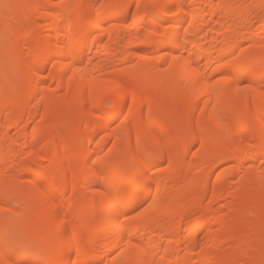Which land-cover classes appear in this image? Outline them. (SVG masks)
Instances as JSON below:
<instances>
[{"label": "bare ground", "instance_id": "obj_1", "mask_svg": "<svg viewBox=\"0 0 264 264\" xmlns=\"http://www.w3.org/2000/svg\"><path fill=\"white\" fill-rule=\"evenodd\" d=\"M176 2L65 0L54 7L51 0H34L17 7L20 28H8L5 37L17 41L12 58L17 67L10 74L16 69L23 81L9 82L1 91L0 203H13L4 188L5 173L12 171L28 180L29 206L15 218L0 214V264H7L14 253V239L49 232L59 241L48 259L65 262L78 253L74 260L99 264H245L243 258L250 257L260 259L253 264H264V97L260 96L264 0H181L180 15L166 14V8L175 11ZM2 17L8 20L10 14L5 11ZM25 34L34 41L29 49L20 42ZM116 65L121 68L110 71ZM136 85L144 88L148 100L139 95ZM17 94L18 99L11 101ZM108 99L114 106L105 121L101 109ZM144 104L161 108H149L144 126L139 127ZM29 107L33 112L27 116ZM255 109L259 112L250 124ZM167 110L172 112L165 123L154 115ZM60 119H67V128L78 131V136L70 148L61 144L49 157L45 150L50 151L68 130L57 126ZM97 119L104 123H95ZM118 120L122 121L115 126ZM201 121L209 122L218 136H204L200 145L209 147L199 150L195 162H188L194 136L204 132ZM179 124L187 128L179 131L178 142L166 139L165 134ZM131 131L135 147L128 151L125 142ZM105 133L106 137H99ZM253 134L252 144H238ZM109 138L122 146L107 149ZM43 139L44 146L39 144ZM144 141L158 148L152 151L154 159L174 165L160 173L156 162L148 176L131 175V164L147 150L141 146ZM165 146L170 149L164 150ZM68 149L74 153L69 159L74 160L66 165ZM23 154L30 158L28 163ZM8 162L10 168L3 169ZM227 164L231 165L211 181L214 170ZM194 168L201 169L200 182L189 186L179 178ZM233 178L238 179L240 198L225 216H213L212 208L199 213L195 206L200 200L181 198V192L188 190L201 197L210 189H224L230 195ZM41 180L46 184L40 186ZM118 194H126L131 202L117 209L113 197L119 201ZM246 202L254 208L243 212ZM186 215L191 216L188 222ZM214 222L218 230L209 227ZM8 226L18 231L5 234ZM260 228L255 243L236 237L241 229ZM199 231L205 232L201 245L195 237ZM2 238L9 241L2 245ZM234 241L237 244L222 258L211 257L213 247ZM198 251L200 259L191 260ZM35 255L45 259L39 252Z\"/></svg>", "mask_w": 264, "mask_h": 264}, {"label": "rangeland", "instance_id": "obj_2", "mask_svg": "<svg viewBox=\"0 0 264 264\" xmlns=\"http://www.w3.org/2000/svg\"><path fill=\"white\" fill-rule=\"evenodd\" d=\"M33 1L34 0H0V97H1V91H2L3 87L6 84H9V82L12 83L15 80H20L19 82L23 81V77H22L23 75H20V73L16 72V69H15L14 73L10 74V70L14 69L12 67H15V68L17 67V65L15 66V64H17V63L12 59L13 58V54H14V48H15V45H16L17 41L15 42V39L11 40L9 38H6L5 36H6L8 28L13 27L15 29V28H17L18 25L20 26V24H18L19 22H18L17 18L15 17V13H16L17 7L19 5H30ZM64 1L65 0H51L52 5H54V7H56V6L58 7L59 5L63 4ZM5 11L10 14V18L8 20H4L3 17H2ZM30 16H32V15H30ZM38 16L40 17V15H38ZM29 19H30V17H29ZM38 21L42 22V20L40 18L38 19ZM20 39H21V41L20 40L19 41L21 42V44L22 45L23 44L26 45L27 49L32 47L33 44H34L33 40L32 41H30V40L28 41V39L26 38V34L24 36H22V38H20ZM247 46L248 45H244L243 47L246 48ZM144 55L148 56L150 54H149V52H144ZM119 68H121V65H116L114 68H111L110 71L115 70V69H119ZM226 71H224V73ZM48 73L49 72L47 71L46 74H48ZM222 73H223V71H222ZM219 76H221V75H219ZM137 85H136V90L139 93V95L144 98V101L148 100L149 97H148L147 93L145 92L144 88L142 86H137ZM58 94L60 96H62L64 93L60 92ZM18 97H19V94L15 95L11 99V101H13V100L16 101L18 99ZM7 100H10V99H7ZM34 104H35V102L32 101L31 106L34 105ZM128 105H129V102H128ZM113 106H114V104H112L110 106H103V108L101 109L102 110L101 112H108L110 109H112ZM149 108L156 110V109L161 108V107H160V105L150 106V105L144 104V106L139 109L140 110V117L138 119V121H139L138 126L139 127L144 126L145 120H146L147 115H148ZM32 109L33 108H31V107L28 108V111L26 113L27 116H28V114L30 116V113L33 112V111H31ZM127 109H128V106L126 107V110ZM50 111L51 110L48 109V114H49ZM75 112H76V110H75ZM75 112L71 116L72 117L71 119L75 120V118H76L75 117L76 116ZM171 112H172V110H167V112H165V113H160V112L156 111L154 115H155V117L157 119H159V120L163 121V123H165L166 121H168L170 119ZM258 112H259V109H255L254 110L253 116H252L253 118L250 119V122L248 120V123L252 124V122L254 121L255 116L258 115ZM66 121H67V119H60V120H58L56 122L57 126H62V127L64 126L68 130L66 131L65 134L62 135V137L58 138L59 140L57 139V141H55L56 143L53 145L54 147H52V149H49L50 151H47L48 149L45 150V153L48 152V154H45V155H48L49 157H51L52 154H53V150H55L61 144H67L68 148H70L71 142L78 136L77 135L78 131H76V130L74 131L73 129H72L73 131H71V128H67V125H66L67 122ZM121 121L122 120H118L116 122L115 126H118L121 123ZM196 123H197V116H195L193 121L191 122L192 128L195 127ZM201 123H202L203 129H204V132H203V134H196L194 136V140H195L196 144L193 146V148H191V151H190L189 155L187 156V161L188 162H193V161L195 162V159H196L195 155L199 152V150L201 148H203V147H205V148L209 147V145H203V146L200 145V141L202 140V138L204 136H206V135L207 136L210 135L212 137L218 136V132L212 128V126H211V124L209 122L201 121ZM31 126H33V122H31ZM184 126L186 127V125L179 124L174 131L166 133L165 134L166 135V139L171 140V141H173L175 143L178 142L179 133H180L179 131ZM132 131H131V133L129 135L128 140L125 142V148L128 151H130L131 149H133L135 147V138L133 136H131L132 135ZM14 132H16V131H14ZM253 135L254 136H251L248 140H245L244 142L242 141L244 144L242 142L238 143V144H240V145H245V144H248V143L252 144L253 140L256 137V134H253ZM89 136H90V133L88 132V133H86L85 138L89 137ZM106 136L107 135L105 133V134H101L99 137L100 138H104ZM109 139L110 140H108V141L110 143L108 142L107 149H111V147L114 149V147H115L116 148L115 150H117L118 147L122 146L120 143H118V144H117V142L115 143L113 138H109ZM44 142H45V140L43 139L41 142H39V144L44 146L45 145ZM240 145L232 144V147H236V146H240ZM141 146L144 147V148L147 147V150H146L145 153H152V151H155V150L158 149V148H155V147H151V148L148 147V144H147L146 141L142 142ZM163 149L164 150H168V149H170V147L169 146L168 147L165 146V147H163ZM68 150L65 152V155L68 156V157L64 158L65 160H63L65 162V164L67 163L68 160H70V161L74 160V158L73 159L72 158L69 159L70 150L69 151ZM24 153H26V152H24ZM72 153H73V151L71 152V154ZM71 154H70V157H71ZM23 155L24 156L21 157L22 160H26L27 162L25 161V163H28V160L30 161V158L26 157L25 154H23ZM21 158H18V159L20 160ZM125 158L127 159L128 157H125ZM156 162H157V167H158L157 170L160 171V173H162V170L165 167H167V165H171V164L174 165V163H172V162H170L168 160L162 159V158H160V159L157 158V160L154 159L153 163H156ZM8 163L5 164L4 166H2V168L3 169L10 168V163L9 164ZM228 165H231V164L223 165L224 167L220 166V167L216 168L214 170V172L212 173V175H211V181H213L215 179L216 175L220 172V170H222L223 168H225ZM11 168H12V166H11ZM200 172H201L200 168H197V169L194 168V169H192V171L190 173H187L185 176H182L179 179L180 180H184L185 179L188 182L189 186H194V185H196V184H198L200 182V179L198 178V176L200 175ZM5 178H6V181H5L6 183L4 185L5 186L4 188L6 190L5 193H6L7 197H8L7 194H9V196H10L9 199L12 200L13 203H11V204H6L4 202L0 203V214L4 218H7V219L15 218L18 215V213H20V211H22V209L24 207H28L29 206V198H28V196H29L28 195L29 183H28V180H26V178H22V177H20L19 175L15 174L12 171H10V172L8 171L7 173H5ZM46 182H47L46 180H41L40 181V186L45 185ZM176 183H177V181L174 182V184H176ZM229 183L230 184L228 185V187H229L228 189H229L230 195L226 194L224 189L223 190L220 189V190L214 191V192L210 189V190H208V192L203 197H201L200 194H198L196 192H193V191L190 192V190H188V191H182L181 192L182 193L181 194V198L184 201H191L193 199L200 200V204L195 206V208L200 209L199 213H201L206 208H212L213 216L222 217V216H225V214L227 212V209L230 206H234L235 204H237L239 202V198H240L239 191H238V186H239L238 179H234L233 178V179L230 180ZM212 195H215V196L223 195L224 198L221 199V200H216L215 199L216 197L214 198V197H212ZM253 208L254 207H253V205L251 203L246 202L242 206V211L243 212H247L249 210H252ZM6 209H10V211H8ZM30 217L31 216H29V215L27 216V220H25L26 223L29 221ZM190 217H191L190 215H186L185 216L186 222L189 221ZM10 226H8L9 229H8V227L6 228L5 234H9V233H11L13 231L14 232L18 231L17 227H15L14 228L15 230H14L13 228H11L12 226L11 227ZM209 227L212 230H218L219 229V224L214 222V223L210 224ZM183 230H185V228H183ZM183 230H182V232H183ZM261 230H262V228H260L258 231H254V232L250 231L249 232V231H247L245 229H241V230H239L236 233V237L240 238V237L245 236L250 241V243H255L260 237V233L262 232ZM183 234H184V232H183ZM195 237L198 239L199 245H201L203 242H205V240H204L205 239V232L204 231H199L195 235ZM17 239H14V241H16ZM220 239H223V238L222 237H218V241ZM8 241L9 240H7V238H2V243L1 244L4 245ZM14 241H12V243ZM235 241L231 242V243H224V244H222L221 246H218V247H213L211 249V255H212L211 257H215V259H218L219 257L222 258V256L228 250H230L231 248H233L237 244ZM182 249H183V247H182ZM182 249L179 251V253H176V254L174 253V254L175 255L180 254L182 252ZM13 252L14 253H12V256L9 258V261H8L7 264H11L16 256H20L19 254H17L16 251H13ZM200 252L201 251H198V253L195 254L194 256L190 257V259L198 261L200 259V257H201V253H202V252L201 253ZM244 255H245V252H244ZM73 256H72V260H74L73 258L76 257V256H74V257ZM27 257H28L27 258L28 260H39L37 258L38 255H35V256L34 255H29ZM45 258L48 259V257H45ZM243 259L245 261L244 262L245 264H253L254 261L260 260L258 257H250V258H243ZM97 264H99V263H97Z\"/></svg>", "mask_w": 264, "mask_h": 264}, {"label": "snow or ice", "instance_id": "obj_3", "mask_svg": "<svg viewBox=\"0 0 264 264\" xmlns=\"http://www.w3.org/2000/svg\"><path fill=\"white\" fill-rule=\"evenodd\" d=\"M129 7H139V5H129ZM161 7L164 6L161 5ZM173 7H175V11H172L171 8H166V14L178 16L183 11V8L181 7V0H177L176 4ZM96 23H99V21H96ZM75 47L76 46L73 45V51H75ZM55 58L56 57H53V59ZM237 79H239V75L237 76ZM244 83L247 85L248 81L245 80ZM260 96L264 97V91L260 92ZM113 102V100L108 99L104 100L103 104L104 106H110L113 104ZM87 106L88 105L86 103L85 107ZM92 111H96L95 98L93 99ZM101 115L106 121L111 114L107 112H101ZM94 122L100 124L104 123V121H101L100 119H97ZM154 155L155 154L153 153H139V161L133 162L131 164V167L129 169L130 174L133 176H148L153 171V168L156 167L153 163ZM262 167H264V162H262ZM118 195L119 201H117V198L115 196L113 197V203L117 209L121 207L122 203L131 202L130 198L126 194ZM125 217L127 218V214H125ZM58 241L59 238L51 232L40 233L36 235L24 234L19 239L13 242V248L20 256L34 255L39 252L43 256L47 257L48 255H51L55 252L58 247ZM74 255H78V253H74ZM12 264H97V262L92 260H84L81 262L78 260H72L71 258L67 262H65L61 260L45 258L41 260L19 259L12 261ZM100 264H103V262L101 261ZM130 264H136V261H131Z\"/></svg>", "mask_w": 264, "mask_h": 264}]
</instances>
